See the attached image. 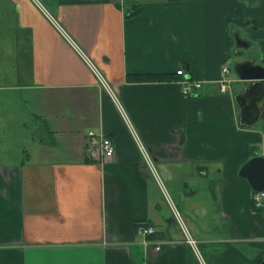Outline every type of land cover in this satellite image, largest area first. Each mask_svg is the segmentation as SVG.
<instances>
[{
	"label": "crops",
	"instance_id": "obj_1",
	"mask_svg": "<svg viewBox=\"0 0 264 264\" xmlns=\"http://www.w3.org/2000/svg\"><path fill=\"white\" fill-rule=\"evenodd\" d=\"M258 39L264 51V0H0V81L19 93L0 100L15 110L0 112V264H202L170 200L207 264H264V201L239 173L264 156ZM232 50L261 70H230L223 93ZM146 73L174 79H134ZM187 75L203 81L190 96ZM90 128L111 158L88 156ZM139 222L156 228L149 245Z\"/></svg>",
	"mask_w": 264,
	"mask_h": 264
},
{
	"label": "built area",
	"instance_id": "obj_2",
	"mask_svg": "<svg viewBox=\"0 0 264 264\" xmlns=\"http://www.w3.org/2000/svg\"><path fill=\"white\" fill-rule=\"evenodd\" d=\"M227 62L228 61L226 60L221 65L220 77L218 79L221 85V91L223 93L231 89V83H232V81L227 76L228 73L230 72V67ZM177 73L186 76V71L183 68H180L177 71ZM97 74L100 80L106 84L103 75L101 73H97ZM182 82H183V90H182L183 95L190 96L197 93L202 88L203 81L198 79H190V77H188L187 75V77H185ZM85 140H86V151L88 153V156L93 158L94 160L105 161L106 159L111 158L115 153V144L113 140L109 136H107L105 132L102 130H95L91 128L88 129L85 134ZM146 159L148 164L150 163L152 167L151 170L159 179L163 192L165 194H168L167 189L165 185L162 183L160 176L157 173V169L153 166V161L149 158L148 154H146ZM255 200L258 205H262L264 201V192H255ZM170 205L178 224L183 230L186 241L193 247L200 262L202 264H207L196 238L189 231L183 216L181 215L175 204L172 202V200H170ZM137 231L140 235H143L145 237L144 244L149 245L152 243V241L150 238H148V236L154 234L156 232V228L153 225L147 224L146 222H139L137 226ZM155 245H156L155 246L156 250H162V246L160 243H156Z\"/></svg>",
	"mask_w": 264,
	"mask_h": 264
},
{
	"label": "rangeland",
	"instance_id": "obj_3",
	"mask_svg": "<svg viewBox=\"0 0 264 264\" xmlns=\"http://www.w3.org/2000/svg\"><path fill=\"white\" fill-rule=\"evenodd\" d=\"M255 42H257V46L250 50L249 53L250 55L252 56H255L256 58H258V62H261L262 60H259L260 58L264 57V51L260 48V45H259V42L260 40H255ZM261 51V53H260ZM239 59H241L240 57H238V55H235L233 53V50H232V55L229 57V60H228V65L230 67V70H231V74H237L236 73V70H235V66L237 64V61H239ZM229 74V76L231 75ZM0 86L3 87V89H0V100H3V101H15L19 95V93H16V91L14 89H8L6 87L9 86V84L7 82H1L0 81ZM27 99L29 100L28 103H25V102H22V110H23V116H24V121L28 122V124H24L23 125V139H25L23 141V146H24V149H30L31 148V141H27L29 140V135L32 136V134L29 133V130L27 128V126H30L33 125L34 128H35V123H32V120L28 119V114L25 112L26 110L28 111H34V105L31 104V101L29 99V97H27ZM65 108H67V105H64ZM0 112H5L6 114L12 116L15 114V110L13 108H9V107H5L3 110H0ZM31 118V116H30ZM34 128H32L34 130ZM36 137L38 139H43V140H47L48 139V136L45 134V133H42V132H38V134L36 135ZM150 169V168H149ZM151 170V169H150ZM152 172V175L155 176V179L156 181L160 184V187L162 189V186H161V183L159 181V179L156 177V175L154 174V172L151 170ZM157 173L158 175L160 176V179L162 181V183L165 185V187L169 188L162 172L159 170V168H157ZM175 206L177 207V209L179 210L180 206L177 205V203L175 202ZM179 207V208H178ZM179 212L181 213L182 211L179 210ZM181 215L183 216V212L181 213ZM184 218V216H183ZM185 222H186V225H187V221L186 219L184 218ZM188 227V225H187Z\"/></svg>",
	"mask_w": 264,
	"mask_h": 264
},
{
	"label": "water",
	"instance_id": "obj_4",
	"mask_svg": "<svg viewBox=\"0 0 264 264\" xmlns=\"http://www.w3.org/2000/svg\"><path fill=\"white\" fill-rule=\"evenodd\" d=\"M248 64H236L235 69L240 75L244 77H256L255 74L261 70L260 66H252L253 69L250 72L247 69ZM249 67V66H248ZM249 72V73H248ZM248 73V74H246ZM241 106H244V98L241 99L237 97ZM246 106V104H245ZM248 106V105H247ZM243 111H247L246 107H243ZM240 175L246 177L251 184V187L256 192H264V156L263 155H253L248 158L240 167Z\"/></svg>",
	"mask_w": 264,
	"mask_h": 264
},
{
	"label": "trees",
	"instance_id": "obj_5",
	"mask_svg": "<svg viewBox=\"0 0 264 264\" xmlns=\"http://www.w3.org/2000/svg\"><path fill=\"white\" fill-rule=\"evenodd\" d=\"M134 79L138 81H171L174 79V77H172V75L169 73L168 74L167 73H146V74H137L134 76ZM156 237L157 235L155 233L149 236L150 239L151 238L155 239Z\"/></svg>",
	"mask_w": 264,
	"mask_h": 264
}]
</instances>
